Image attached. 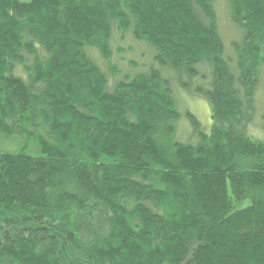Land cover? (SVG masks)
I'll use <instances>...</instances> for the list:
<instances>
[{
	"label": "trees",
	"instance_id": "16d2710c",
	"mask_svg": "<svg viewBox=\"0 0 264 264\" xmlns=\"http://www.w3.org/2000/svg\"><path fill=\"white\" fill-rule=\"evenodd\" d=\"M213 1L0 0V264H264V0H224L232 58ZM127 34L155 67L110 86Z\"/></svg>",
	"mask_w": 264,
	"mask_h": 264
},
{
	"label": "rangeland",
	"instance_id": "374dc122",
	"mask_svg": "<svg viewBox=\"0 0 264 264\" xmlns=\"http://www.w3.org/2000/svg\"><path fill=\"white\" fill-rule=\"evenodd\" d=\"M213 6L217 16L218 32L225 45V53L232 58L233 51L230 45L239 40L237 30L228 18L224 0H214ZM114 44L113 56L109 63L101 60L96 53H89L90 57L105 73H114L113 70H115V77L109 76L110 86H112L116 80H120L121 77H130L134 73L142 72L141 69L148 71L150 68L155 67L152 61L154 54L153 50L147 45L135 41L130 35L115 36ZM174 91L177 110L180 116L177 123L176 140L183 143H193L194 135L188 122L184 118V114L186 112L192 114L198 121L201 129L208 133L211 127L209 103L203 97L189 94V92L182 89L178 90L174 88ZM257 97L259 108L263 110L264 79H262ZM0 147L1 149L11 150V147L5 145H0Z\"/></svg>",
	"mask_w": 264,
	"mask_h": 264
}]
</instances>
